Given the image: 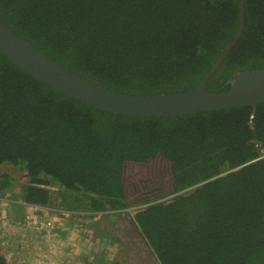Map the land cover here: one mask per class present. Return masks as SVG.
I'll return each instance as SVG.
<instances>
[{"label":"trees","instance_id":"1","mask_svg":"<svg viewBox=\"0 0 264 264\" xmlns=\"http://www.w3.org/2000/svg\"><path fill=\"white\" fill-rule=\"evenodd\" d=\"M245 11L242 36L207 83L211 92L228 90L240 71L264 68V0H245ZM0 20L95 83L152 95L199 88L238 32L241 8L240 0H0ZM10 165L24 171L27 202L52 205L49 186L57 184L76 194L67 195L71 210L126 213L148 204L94 222L125 245L115 264H264V103L114 113L67 96L0 52V169ZM12 180L0 174V189L14 188ZM60 220L59 232L74 214ZM0 264H10L1 252Z\"/></svg>","mask_w":264,"mask_h":264},{"label":"water","instance_id":"2","mask_svg":"<svg viewBox=\"0 0 264 264\" xmlns=\"http://www.w3.org/2000/svg\"><path fill=\"white\" fill-rule=\"evenodd\" d=\"M238 32L204 75L200 87L188 91L130 95L95 83L63 66L0 20V52L39 80L92 107L140 116H170L264 103V68L248 69L230 78L231 87L211 92L207 83L242 36L246 25L245 0H240Z\"/></svg>","mask_w":264,"mask_h":264},{"label":"crops","instance_id":"3","mask_svg":"<svg viewBox=\"0 0 264 264\" xmlns=\"http://www.w3.org/2000/svg\"><path fill=\"white\" fill-rule=\"evenodd\" d=\"M10 191L16 189L13 187L0 189V252L6 256L10 264H33L31 259L34 256L43 260L40 261L41 264H93L94 259L100 260L99 241L104 235L96 230L94 220L91 222L92 218L74 216L72 226H66L67 228L60 232L63 242L61 247L59 244L54 249L51 246L45 248L43 244L41 247V243L38 246L40 241L38 234L22 222L26 209L17 202L19 194L17 197L10 196L8 195ZM42 215L54 217L52 213ZM89 222L91 223L88 224ZM88 230L92 233L90 238L87 236ZM92 253L95 258L89 260ZM48 255L50 257L46 260Z\"/></svg>","mask_w":264,"mask_h":264},{"label":"rangeland","instance_id":"4","mask_svg":"<svg viewBox=\"0 0 264 264\" xmlns=\"http://www.w3.org/2000/svg\"><path fill=\"white\" fill-rule=\"evenodd\" d=\"M5 171H8V173L11 174L12 179H13L12 181H15L14 189H16V191H17L16 195L18 196V194H19V196L17 198L19 200H22L20 198V196L23 192L24 186L26 185V183H28V181L24 177V171L21 168L15 167L13 165L5 166V167L1 168L0 174H2ZM49 188L51 189V193H52V202H53L52 206H59L62 208L68 207L67 202H71V201H69V200L66 201V199L69 198V199L73 200V198H72V196H67V195H76L75 193L73 194L70 191H67L65 188H61L57 184L49 186ZM16 191H10L8 195L13 196L14 192H16ZM64 192L66 194H64ZM74 201H76V200H74ZM139 209H141V208H130L127 210L128 211L127 213L121 212L122 214L108 215V218L115 219L119 215L134 216L136 214V212L139 211ZM89 218H91V217H89ZM97 218H98V216H95L91 219V221L94 220V222H96ZM109 235H111V236L101 237V239L99 241L98 253H99V255H101L100 260L102 259L101 260L102 264H115L118 262V260L121 261L127 256L125 245L119 241L121 239L117 238L114 234L110 233ZM48 240H50V242H48V244H49V246L52 247V249H54L58 244L61 247L62 246L61 243H63L61 241V237H59L58 235H54L52 238H49ZM42 242H44V244H45V241L42 238H40V241L38 242V246L41 243L40 246L42 247L44 245ZM70 247H72V246H70ZM35 257L36 256H34V258L31 259V263L41 264L40 261H43V260L40 258H35ZM49 257L50 256L48 255L46 257V260ZM91 259H93V257H91ZM93 262H94L93 264H98L99 260L94 259Z\"/></svg>","mask_w":264,"mask_h":264},{"label":"built area","instance_id":"5","mask_svg":"<svg viewBox=\"0 0 264 264\" xmlns=\"http://www.w3.org/2000/svg\"><path fill=\"white\" fill-rule=\"evenodd\" d=\"M17 202L26 209L25 216L22 219L23 224L32 231H35L38 236L45 241L46 245L42 242L45 247L49 246V238H52L54 235L60 237V232L57 229L60 227L61 216L74 214V216H88L93 218L95 215L99 214V212L96 211H85L80 209L71 210L59 206L31 203L24 200H19ZM116 211L117 210H107L106 212L113 214L116 213ZM42 213H52L54 217H44Z\"/></svg>","mask_w":264,"mask_h":264},{"label":"clouds","instance_id":"6","mask_svg":"<svg viewBox=\"0 0 264 264\" xmlns=\"http://www.w3.org/2000/svg\"><path fill=\"white\" fill-rule=\"evenodd\" d=\"M150 204V203H149ZM148 204H145V205H141V206H138V207H131V208H144L145 206H147ZM128 209H130V208H128ZM128 209H126V210H128ZM140 210V209H139ZM96 212H99V214L98 215H95V216H98V217H100V215L101 214H103V213H107L106 211H104V212H102V211H96ZM121 211H119V210H117L116 211V213H113V214H117V213H120ZM128 212V211H127ZM126 212V213H127ZM107 214H109V215H112V214H110V213H107ZM92 222V221H91ZM91 222H89L88 224H90ZM88 232V234H87V236H88V238H90L91 237V235H92V233H91V231L90 230H88L87 231ZM46 248V247H45ZM94 254L92 253V254H90L89 255V260H91V256H93ZM93 258H95V255L93 256Z\"/></svg>","mask_w":264,"mask_h":264}]
</instances>
